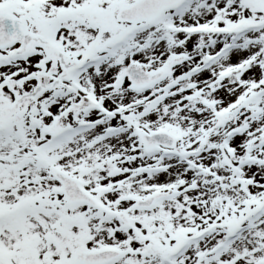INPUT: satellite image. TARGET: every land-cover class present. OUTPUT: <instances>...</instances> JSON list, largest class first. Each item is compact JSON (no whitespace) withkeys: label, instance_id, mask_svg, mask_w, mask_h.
Masks as SVG:
<instances>
[{"label":"snow or ice","instance_id":"6c2138e0","mask_svg":"<svg viewBox=\"0 0 264 264\" xmlns=\"http://www.w3.org/2000/svg\"><path fill=\"white\" fill-rule=\"evenodd\" d=\"M0 264H264V0H0Z\"/></svg>","mask_w":264,"mask_h":264}]
</instances>
